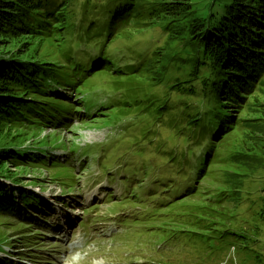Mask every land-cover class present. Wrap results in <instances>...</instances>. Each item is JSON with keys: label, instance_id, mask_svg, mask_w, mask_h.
Returning a JSON list of instances; mask_svg holds the SVG:
<instances>
[{"label": "trees", "instance_id": "16d2710c", "mask_svg": "<svg viewBox=\"0 0 264 264\" xmlns=\"http://www.w3.org/2000/svg\"><path fill=\"white\" fill-rule=\"evenodd\" d=\"M69 11H72L70 18L74 14V23L79 20L76 39L70 38L73 28L66 24ZM96 13V24L86 22V14L93 17ZM159 23H172L161 32L162 36L172 34L170 40L180 38L185 44L165 55L163 48L154 49L139 66L131 61L121 67V63L128 62L124 53L132 55L138 51L133 43L139 31L159 30L155 28ZM58 36L66 46L76 42L75 45L94 51L90 59L116 64V72L128 79L130 89L141 94L138 100L142 104L127 102L121 112L116 109L118 120L132 115L133 106L145 105L156 128L170 133L175 141L183 140L182 145L194 144L174 146L157 161L167 159V164L181 174L188 169L191 185L207 194L203 202L207 205L196 208L197 221L184 222L196 230L195 251L206 246L215 250V245H220L213 263L220 264L235 239L238 249L244 252L239 259L241 264H264V202L255 216L244 220L250 227L236 229L228 221L226 228L233 233H207L210 217L200 221L201 214L209 208L210 214L219 213L231 196L241 200L249 189L256 192L263 187L264 190V169L258 166L261 161L252 156L264 148V123L255 124L258 119L254 118L256 113L264 117V103L258 98L264 87V0H0V212L14 211L15 200L10 202L13 200L8 194L10 189H17L23 203L34 197L33 192L23 190L22 183H14L4 175L9 171H5L9 162L15 170L16 163L23 165L20 155L25 154L21 147L30 138V131H35L32 136L35 139L50 127L60 132L69 130L75 125L77 115L90 123L116 115L113 110L107 113L94 108L92 97H84L92 74L107 69L85 74L73 70L81 60L72 48L60 60H54L56 52L47 55L41 52L47 48V40L52 44ZM104 36L108 45L101 44ZM19 40L13 49H4L11 41ZM123 41L127 46L122 45ZM58 46L67 49L64 44ZM135 78L147 82L132 83ZM57 87L67 93L57 91ZM107 87L112 89L109 84ZM125 89L122 86L117 91ZM91 111L98 115H92ZM237 134L242 135L238 144ZM224 142L228 150L221 154L218 145ZM60 144H65L64 139ZM215 155L223 156L225 163L217 174L219 192L214 191L212 183ZM244 169L254 170L243 177ZM150 177L146 174L143 179ZM48 179L46 186L39 183L29 186L44 192V187L56 184ZM248 182L250 187L245 185ZM221 215L215 220H223ZM175 217L169 237L178 242L181 238L175 224L183 216L176 213ZM3 245L11 246L8 240H0V251Z\"/></svg>", "mask_w": 264, "mask_h": 264}, {"label": "rangeland", "instance_id": "374dc122", "mask_svg": "<svg viewBox=\"0 0 264 264\" xmlns=\"http://www.w3.org/2000/svg\"><path fill=\"white\" fill-rule=\"evenodd\" d=\"M78 9L81 8L77 6ZM78 12V11H76ZM69 11L66 13L67 20L66 24L70 23V27L73 28L69 33L70 38H77V32L79 26V20H76L74 23V14L70 18ZM97 13L93 17L90 14H86L84 19L86 22H93L96 24L97 21ZM169 20L165 21L168 22ZM104 24H106L104 20ZM172 23H159L155 26L158 29L149 30V28H144L139 31L136 36L135 43H133L134 47L138 49L132 55L124 53L125 58L127 59V63H121V67L127 66V64L131 61L136 62V65L139 66V62H143L148 59L153 53V50L158 51L163 48V55L166 54L167 51L178 50L180 46H182L184 41L180 38H175L170 40V34L168 37L162 36L161 32H163L168 26H171ZM68 27V30L71 29ZM97 33L94 32V35ZM107 36H104L101 44L108 45ZM119 38L115 40L118 41ZM11 41L10 44L6 45L4 49H13L20 43ZM61 39L60 37H56L52 40V44L47 40L46 49L42 50L45 55H47L50 51L56 52V57L54 60H60L63 58V54L68 51L67 49L61 48L58 46ZM140 42V43H138ZM162 42L161 45L155 46L154 43ZM122 45L127 46L125 41L121 42ZM114 44L113 46H115ZM120 45V48L122 47ZM112 46V47H113ZM155 47V48H154ZM61 50V51H60ZM61 67L58 69L60 70ZM57 70V71H58ZM73 70H78L79 72L83 71L81 66H74ZM91 69L86 70V73H89ZM116 67L111 65L110 69H107L103 72H96L92 74L91 78H93L94 84H102L103 81L108 80L111 84H115L116 86H122L124 78H117L115 73ZM120 77V76H118ZM142 83L145 85L147 80L136 79L132 83ZM108 86V83H107ZM102 88L107 91L108 87L99 86L97 89ZM112 90V89H111ZM115 91V90H113ZM111 92V91H110ZM122 93L125 95L126 99L129 102H136L138 104H142L141 101H136L138 99V93L133 92L132 90H122ZM258 98L262 103H264V87L261 93L258 95ZM99 103H104L105 98L98 100ZM253 103V102H251ZM218 107L216 106L215 109ZM139 110V109H137ZM136 110L137 118L133 116H129L124 118L123 121L133 120L135 124L142 123L143 130L141 133V137L146 134V131L149 129V134L146 137V140L151 141L152 137L154 138L153 142H157L159 145L168 146L169 149H172L174 146L176 147H191L194 144L182 145L183 140H174L170 134L165 132L162 129L156 128L149 121V117L143 114L146 113L145 109L141 111ZM117 112V111H116ZM108 117H101L99 121H104ZM258 121L255 124H263L264 117H261L258 113L254 116ZM91 124L89 129L84 128L82 126L78 127L77 132L75 129L66 130L63 133V137L61 134L55 132L53 128H47L40 136H37L35 139L32 137L35 135V131L32 130L29 133L30 138L24 145L21 147V151L25 155H20V161L22 164L16 163L14 169L12 163L9 162L5 168V176L12 180L14 183H22V188L26 191L35 192L40 194V196H44L49 203H52V210H55V214L59 213V215L55 218L65 216L67 220L76 219V224L72 229L68 231L67 234H62L60 236L53 235L56 239H52V234L49 230L39 229L37 227L38 222H28L25 224L20 219L23 217L14 218L11 214L5 213V210H2L0 213V240L8 239L11 243V248H4L2 253H0V263H2V258L6 257L12 264H35L31 260L38 261V264H124L121 260L129 261L132 258V253H129V248L139 247L140 243L133 242L131 239L127 238L124 242H118L114 240V236L122 235L128 230H134L135 227L133 225H123V218L125 216L129 217L134 215L136 211H140V208H136L132 206L126 197L123 195L121 186L122 182L120 180V176L116 174V169L120 166H123L122 162L115 163L111 162V165H107L105 169L100 168L101 165H105L106 161H104L111 154H130L126 153H112L107 148H96L95 151L91 152L90 160H92L91 167H88L86 161V156L82 154V151H78L77 155L74 156V159L71 163V167L76 168L75 175L71 172L70 167L65 165L58 166V163L55 162L53 165H46L43 163V158L39 155L40 153H54V154H64L60 148V141H63L66 145H70L71 142H74L78 139L79 135L84 131H98L97 129H105L109 131V134L105 138H100L97 143L88 145L85 148H81L78 146L80 150H85L88 147L94 148L103 142L107 141L110 136L115 134V131L110 128H96L98 124ZM23 126V125H20ZM25 127V126H24ZM231 127V126H229ZM50 130H53L51 132ZM75 132V133H73ZM242 135H236V144L241 140ZM124 144V143H122ZM227 142L220 143L218 145L221 154H225V151L228 150L226 147ZM53 147V148H52ZM34 150V151H32ZM252 156L258 160H260V164L258 165L260 169H264V148L261 152H257L252 154ZM34 158V160H30ZM101 158V159H100ZM150 158H153L152 156ZM26 160V161H24ZM83 165V166H82ZM114 166V167H113ZM135 163H129L124 166L127 170H131L135 167ZM225 163L223 161V156L215 155L214 164L212 165V171L214 175L212 176V181L216 190L215 192H219L220 185L218 182L217 174H220L224 169ZM121 168V167H120ZM254 169H244L242 174L243 177L246 174H250V172ZM17 177L19 179H17ZM241 177V179L243 178ZM51 178L53 181H57L58 184H49V187H44L46 190L44 193L40 192L38 187H30V185H37V183L46 186L47 182ZM137 182L135 179H130L128 182L124 183L125 185H131L132 183ZM181 184L179 188L178 195L190 191L192 189V185H189L185 181L179 180L177 182V186ZM247 187L251 186V183H245ZM105 192V193H104ZM35 193L33 196H35ZM101 193L102 196H106L105 199L101 202L95 204H89V197H93L97 194ZM114 196V199L117 201H110L109 198L111 195ZM143 195V193H141ZM15 195H18L15 193ZM207 194H202L200 197L196 198L199 203L198 207L204 208L207 204L203 202L206 201ZM16 202H20V198H15ZM55 200L67 201L69 203V208L62 210V206L58 205ZM12 203V201H10ZM190 200L182 201L180 203V207H187ZM264 202V190L263 187L257 189L256 192L249 189L246 195L238 200L231 196L226 203L221 208L219 213L216 215L210 214V208L201 214L200 221L205 222V220L210 217V220L207 221L208 231L207 233L213 232H230L233 233L232 230H228L226 225L230 223V226L238 229L240 226L250 227L249 222L244 221L245 219L250 220L252 216H255L257 212L261 208H263ZM156 206V205H155ZM154 205H144L141 210H149ZM19 209L20 204H17ZM195 208H198L194 206ZM33 213V212H32ZM22 214V211L18 213V215ZM34 214V213H33ZM219 214L223 220L217 221L215 220ZM30 215V214H28ZM36 215V214H34ZM198 216V215H197ZM51 221L45 225L48 226L54 220V217H51ZM127 222H131L129 219ZM228 221H232L227 223ZM219 222V223H217ZM225 223V225H223ZM206 225V223H204ZM5 234V235H4ZM4 235V237H3ZM128 245H126V244ZM70 245H76L77 249L71 251L68 249ZM146 247L148 249H152L153 245L146 241ZM239 244L232 239V246L227 254V256L220 262V264H241L239 259L243 256L244 252L239 250ZM5 258V259H6ZM136 258H132L134 260ZM31 261V262H30ZM206 262L197 261L196 264H205ZM214 262L210 263L213 264ZM245 264H256L255 262H248Z\"/></svg>", "mask_w": 264, "mask_h": 264}, {"label": "bare ground", "instance_id": "6f19581e", "mask_svg": "<svg viewBox=\"0 0 264 264\" xmlns=\"http://www.w3.org/2000/svg\"><path fill=\"white\" fill-rule=\"evenodd\" d=\"M91 67H95V66H91ZM97 68H101V66L100 65H98V66H96ZM101 198V196H98V199H100ZM90 201H92V200H90ZM68 249L69 250H71V251H74L75 249H77V247H76V245H70L69 247H68ZM5 259V258H4Z\"/></svg>", "mask_w": 264, "mask_h": 264}]
</instances>
